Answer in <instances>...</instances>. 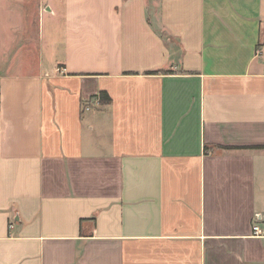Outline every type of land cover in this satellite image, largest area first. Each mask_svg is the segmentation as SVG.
Wrapping results in <instances>:
<instances>
[{
	"label": "crops",
	"instance_id": "crops-1",
	"mask_svg": "<svg viewBox=\"0 0 264 264\" xmlns=\"http://www.w3.org/2000/svg\"><path fill=\"white\" fill-rule=\"evenodd\" d=\"M255 221L264 0H0V264H264Z\"/></svg>",
	"mask_w": 264,
	"mask_h": 264
},
{
	"label": "built area",
	"instance_id": "built-area-1",
	"mask_svg": "<svg viewBox=\"0 0 264 264\" xmlns=\"http://www.w3.org/2000/svg\"><path fill=\"white\" fill-rule=\"evenodd\" d=\"M82 107H83V109H89L90 108L87 103L83 104ZM252 231H253L254 235H257V236H263L264 235V227H261L259 222H257V221L253 222Z\"/></svg>",
	"mask_w": 264,
	"mask_h": 264
},
{
	"label": "trees",
	"instance_id": "trees-1",
	"mask_svg": "<svg viewBox=\"0 0 264 264\" xmlns=\"http://www.w3.org/2000/svg\"><path fill=\"white\" fill-rule=\"evenodd\" d=\"M159 72H170V70H150V71H148V73H159ZM98 96H99L100 101H102V102H108L111 99L109 94L105 90H101L99 92ZM205 148H206V146H205Z\"/></svg>",
	"mask_w": 264,
	"mask_h": 264
}]
</instances>
